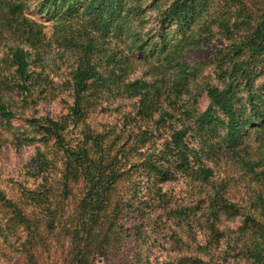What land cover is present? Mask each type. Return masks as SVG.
Returning <instances> with one entry per match:
<instances>
[{"label": "trees", "instance_id": "1", "mask_svg": "<svg viewBox=\"0 0 264 264\" xmlns=\"http://www.w3.org/2000/svg\"><path fill=\"white\" fill-rule=\"evenodd\" d=\"M34 3L0 0V127L17 146L37 144L25 169L43 179L14 196L0 189V264H264V0H152L151 13L144 0ZM33 7L56 19V42L74 57L68 78L49 82L71 97L59 117L33 113L50 87L33 69L45 45ZM216 39L209 104L189 118L177 105L197 69L183 54ZM117 98L134 101L122 122L92 127ZM15 118L27 125L15 128ZM210 162L239 178L214 180ZM177 176L208 192L175 202L163 184ZM241 181L256 190L236 199L230 187ZM152 211L178 224L159 260L140 251L144 230L126 226L129 213L145 225Z\"/></svg>", "mask_w": 264, "mask_h": 264}, {"label": "rangeland", "instance_id": "2", "mask_svg": "<svg viewBox=\"0 0 264 264\" xmlns=\"http://www.w3.org/2000/svg\"><path fill=\"white\" fill-rule=\"evenodd\" d=\"M31 1L35 2L34 4L37 3V0ZM151 2L152 0H144L145 9L150 13L153 12ZM31 13L34 19L45 26V45L41 50V61H39V57L33 51V69L43 71L47 83L53 79L55 84H58L57 82L68 78L74 64V57L70 51L64 50L56 42L54 35L56 19H51L47 15L41 14L34 7ZM152 16V20L146 22L147 26H150L156 20L154 14ZM114 42L116 43V41ZM220 44H223L222 40L216 39L211 45L206 44L203 47L189 48L183 54L185 60L190 64L188 70L193 71L195 68L197 69L196 78L194 80L192 79L189 91L182 92L183 96L180 97L178 105L176 104L178 109L189 118H195L192 116H197L203 112L209 104L206 88L209 84L216 83L213 60ZM1 56L2 53L0 52ZM145 70L146 68L140 67L138 72L134 74V77L142 76ZM49 84L50 87L48 86L45 91L36 94L37 103L33 106V113L37 112V116L49 115L59 117L68 112L71 97L69 92H63L62 88L59 90L56 87L53 88L52 83ZM133 102L131 99H114L112 103L104 104L106 107L105 111L98 110L93 113L88 122L92 127L100 129H104L114 123L119 124L123 120V113L132 109L130 104ZM13 125L17 128L26 126L27 124L23 119L15 118ZM209 129L206 128L203 132L209 134L211 133ZM250 129L251 127H248V130ZM4 130L0 127V189L5 190L9 196H14L20 184H27L36 188L43 182V179L29 178L25 169L26 164L36 155L37 144H24L22 147L17 146L15 145L17 143L16 136L14 137L13 132L7 133ZM199 143L200 141L197 143L198 147ZM55 163L56 168H58L60 161L56 160ZM210 165L215 168L214 180L215 178L227 179L232 177L233 180L239 178L236 174L237 172H234L233 169L225 168L222 162L221 164L210 162ZM55 172H53L52 181L55 178ZM137 174L140 182H142L139 196H145L146 190L144 187H146V178L148 179V170L141 169ZM163 188L164 191L169 192L168 196H171L175 202H189L192 204L197 203V200L208 192L206 185H197L194 180L185 176H177L174 180L164 183ZM255 190H252L246 181H241L239 184H233L230 187V192L236 199L242 198L246 193H248V196H251ZM194 207H198V205ZM159 213V211L148 212L147 219L146 215L144 218L145 225H141L142 217L139 212L134 214L129 213L126 216V226L132 230L133 234L136 232L135 234L137 235L142 230L146 233L140 251L143 255H150L153 260L162 259L167 255L168 252L165 248H168L170 244L168 247L165 245L166 240H168L166 236L172 233V230H177L178 228V224L175 221H169L164 215L159 220V217L162 216ZM228 223L231 226H235L237 221H229Z\"/></svg>", "mask_w": 264, "mask_h": 264}]
</instances>
